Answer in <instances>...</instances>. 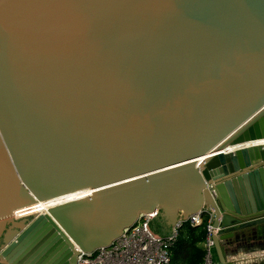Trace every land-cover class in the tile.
<instances>
[{"label": "water", "instance_id": "1", "mask_svg": "<svg viewBox=\"0 0 264 264\" xmlns=\"http://www.w3.org/2000/svg\"><path fill=\"white\" fill-rule=\"evenodd\" d=\"M200 209L219 264L264 226V0H6L0 264H74L139 215L161 239Z\"/></svg>", "mask_w": 264, "mask_h": 264}, {"label": "built area", "instance_id": "2", "mask_svg": "<svg viewBox=\"0 0 264 264\" xmlns=\"http://www.w3.org/2000/svg\"><path fill=\"white\" fill-rule=\"evenodd\" d=\"M211 197L215 198L214 186L206 184ZM157 213L139 215L136 222L122 230L120 236L108 246L91 252L77 249L74 264H172L171 249L175 246L184 225L193 228L204 226L205 237L201 243L202 264H219L216 259V242L221 226L215 227V213L210 209H200L182 221L178 219L168 238L154 239L146 229L147 223ZM243 259L251 262H264V250L251 252Z\"/></svg>", "mask_w": 264, "mask_h": 264}, {"label": "trees", "instance_id": "3", "mask_svg": "<svg viewBox=\"0 0 264 264\" xmlns=\"http://www.w3.org/2000/svg\"><path fill=\"white\" fill-rule=\"evenodd\" d=\"M253 229L256 230V228ZM152 230H154V232H160L153 227ZM204 237V226L193 228L188 224L184 225L183 229L180 232L178 240L175 243V246L171 249L172 264H202L203 251L201 248V243L203 242ZM182 256H185L183 261L181 260Z\"/></svg>", "mask_w": 264, "mask_h": 264}, {"label": "rangeland", "instance_id": "4", "mask_svg": "<svg viewBox=\"0 0 264 264\" xmlns=\"http://www.w3.org/2000/svg\"><path fill=\"white\" fill-rule=\"evenodd\" d=\"M28 217V216H26ZM25 218V217H24ZM259 228V227H258ZM252 229V230H246L244 233H242L239 237L242 239V241H239L240 243L236 242L228 246L227 252L229 254H234L236 252L241 251H250L251 249H258L264 250V226H260L258 229ZM238 243V244H237ZM222 252V248H221ZM244 264H251L247 261H244ZM254 264H264V262H256Z\"/></svg>", "mask_w": 264, "mask_h": 264}, {"label": "bare ground", "instance_id": "5", "mask_svg": "<svg viewBox=\"0 0 264 264\" xmlns=\"http://www.w3.org/2000/svg\"><path fill=\"white\" fill-rule=\"evenodd\" d=\"M228 151H231V149L229 148ZM83 196H86V195L83 193L81 194L76 193V194L64 196L61 198H55V199H51L48 201L37 202L29 207L16 211V213L19 215V218L31 216L34 214H36L35 216H38L40 214H48L49 213L48 210L58 206L59 204L71 201L76 198H81Z\"/></svg>", "mask_w": 264, "mask_h": 264}, {"label": "crops", "instance_id": "6", "mask_svg": "<svg viewBox=\"0 0 264 264\" xmlns=\"http://www.w3.org/2000/svg\"><path fill=\"white\" fill-rule=\"evenodd\" d=\"M251 230V229H250ZM245 232V231H244ZM244 232H240V233H237V234H235V236H234V238H232V239H228V240H224V241H222L221 242V248H222V256L227 260V261H229V262H232V263H234V264H244V261H247V260H245V259H243V256H245V255H247V254H249V253H251V252H256V251H259L258 249H251L250 251H241V252H236V253H234V254H229V252H227V248H228V246H230L231 244H233V243H236V242H238V243H240L239 241H242V237L240 238L239 236L242 234V233H244ZM237 243V244H238ZM184 257L185 256H182L181 257V260L183 261L184 260ZM216 259H217V261L218 262H220V254H219V252H216ZM247 262H249V263H251V264H254V263H256V262H251V261H247ZM263 263V262H262Z\"/></svg>", "mask_w": 264, "mask_h": 264}, {"label": "snow or ice", "instance_id": "7", "mask_svg": "<svg viewBox=\"0 0 264 264\" xmlns=\"http://www.w3.org/2000/svg\"><path fill=\"white\" fill-rule=\"evenodd\" d=\"M6 4V0H0V8H2Z\"/></svg>", "mask_w": 264, "mask_h": 264}]
</instances>
